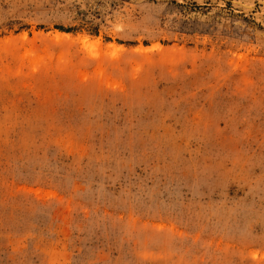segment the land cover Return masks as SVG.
Returning a JSON list of instances; mask_svg holds the SVG:
<instances>
[{
    "label": "rangeland",
    "instance_id": "obj_1",
    "mask_svg": "<svg viewBox=\"0 0 264 264\" xmlns=\"http://www.w3.org/2000/svg\"><path fill=\"white\" fill-rule=\"evenodd\" d=\"M0 264H264V0H0Z\"/></svg>",
    "mask_w": 264,
    "mask_h": 264
},
{
    "label": "trees",
    "instance_id": "obj_2",
    "mask_svg": "<svg viewBox=\"0 0 264 264\" xmlns=\"http://www.w3.org/2000/svg\"><path fill=\"white\" fill-rule=\"evenodd\" d=\"M55 28L59 29L60 31L64 32H71L74 28H63L62 26H56ZM96 34V30H92Z\"/></svg>",
    "mask_w": 264,
    "mask_h": 264
}]
</instances>
